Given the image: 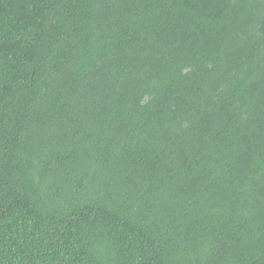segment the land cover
Returning <instances> with one entry per match:
<instances>
[{
  "label": "trees",
  "instance_id": "obj_1",
  "mask_svg": "<svg viewBox=\"0 0 264 264\" xmlns=\"http://www.w3.org/2000/svg\"><path fill=\"white\" fill-rule=\"evenodd\" d=\"M0 264H264V0H0Z\"/></svg>",
  "mask_w": 264,
  "mask_h": 264
}]
</instances>
